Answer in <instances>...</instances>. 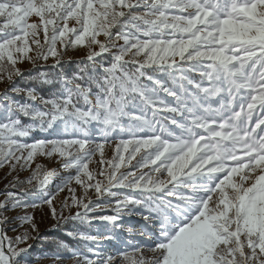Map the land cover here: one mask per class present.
Instances as JSON below:
<instances>
[{
  "label": "snow or ice",
  "instance_id": "6c2138e0",
  "mask_svg": "<svg viewBox=\"0 0 264 264\" xmlns=\"http://www.w3.org/2000/svg\"><path fill=\"white\" fill-rule=\"evenodd\" d=\"M0 84V264H264V0H0Z\"/></svg>",
  "mask_w": 264,
  "mask_h": 264
},
{
  "label": "rangeland",
  "instance_id": "374dc122",
  "mask_svg": "<svg viewBox=\"0 0 264 264\" xmlns=\"http://www.w3.org/2000/svg\"><path fill=\"white\" fill-rule=\"evenodd\" d=\"M81 55H83L82 52H78V51H73V56L74 58L76 57H80ZM51 63V61L49 62ZM22 67H30V65H22ZM3 85L0 84V89H2ZM41 135H38L37 138H40ZM111 153L108 149H106V156L110 157ZM50 167H55V162H49ZM3 175V172H0V176ZM3 181L0 180V188L3 187ZM132 221H134L135 223H133V227L139 228L140 224L142 223L140 220V217L138 216H133L130 218ZM37 220L40 223V228L42 229V234L43 236L47 237V240H35L32 241L31 243L33 244V247L29 253V259H30V264H52V259L50 256L44 255V253L46 252H52L51 249H47V247L45 248L44 245L48 244V242H51L52 240L50 239V237L48 235H45L47 232V234H49L50 229L52 228L51 225L52 223H55V221L51 220L50 216H43L41 214L37 215ZM94 234V233H93ZM53 242V241H52ZM38 246H37V245ZM150 254V253H148ZM64 264H74V258H70V257H66L64 260Z\"/></svg>",
  "mask_w": 264,
  "mask_h": 264
},
{
  "label": "trees",
  "instance_id": "16d2710c",
  "mask_svg": "<svg viewBox=\"0 0 264 264\" xmlns=\"http://www.w3.org/2000/svg\"><path fill=\"white\" fill-rule=\"evenodd\" d=\"M76 58H79V57H76ZM76 67L77 66L75 64L67 65L65 67V71L68 72L69 74H71L72 72H74L76 70ZM42 70H45V69H42ZM38 135H42V134H38ZM86 228H87V225L81 226V230H85ZM68 230H71V229L69 228ZM47 233L45 235H48L53 242L52 241L48 242V244H46L44 246H45V248L47 247V249H51V251L57 250L55 243H54L56 241H65L67 244H69L71 246L82 247L81 245L77 244V242L74 241L71 237L66 236L64 230H60V229L52 230V228H51L49 234H47Z\"/></svg>",
  "mask_w": 264,
  "mask_h": 264
}]
</instances>
